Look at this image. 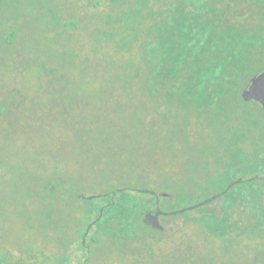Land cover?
Instances as JSON below:
<instances>
[{
	"label": "rangeland",
	"instance_id": "1",
	"mask_svg": "<svg viewBox=\"0 0 264 264\" xmlns=\"http://www.w3.org/2000/svg\"><path fill=\"white\" fill-rule=\"evenodd\" d=\"M120 1L115 0L112 6L110 0H0V103L6 107L0 115V206L10 213L23 214L26 221L33 217L38 225L43 223L44 216L37 211V190L50 169L71 174L74 185L79 181L95 186L107 180L114 182L117 180L107 179L115 176L111 172H123L124 181L148 186V190L155 188L159 193L170 188L167 184L175 183L182 194L186 186L187 195L167 201L181 209L210 198L222 186L206 171L220 168L217 133H250L253 147L255 143L264 147V111L256 101L234 99L238 108L226 116L221 129V118L216 117L214 108L210 116L188 109L186 121L177 105L171 107L172 115L159 117L152 112L163 98H156L157 92L153 96L144 84L152 77L146 49L139 43L132 50L121 45L126 33L133 32L125 25L127 19L123 26H115V37L105 38L97 31L109 29L104 21L107 15H115L113 7ZM136 7L142 8L141 4ZM154 9L158 10L156 6ZM141 14L136 18L141 27L156 21V12L154 16L150 6ZM75 22L79 29L74 28ZM13 31L17 36L12 37ZM96 38L104 40L102 46L98 45L96 57L106 61L111 74L127 79L130 65H134L142 81L128 86L106 83L105 77H94L92 66L86 62L85 72L80 74L78 65L93 57ZM149 113L157 121L155 126ZM79 122L87 123L84 146L78 139ZM93 155L98 159L107 156L110 167L103 162L96 165ZM138 171L143 175H136ZM104 173L107 180L101 176ZM195 181L201 185H194ZM160 199L164 201L163 196ZM219 204L216 200L212 206ZM3 226L11 233L0 238V255L6 254L2 252L4 246L9 259L18 256L19 246H35L24 222L4 221ZM191 227L195 229V225ZM17 233L20 239H16ZM39 238V244H43ZM204 238L212 240L197 237L195 251L200 263L214 258L220 261V250L206 244Z\"/></svg>",
	"mask_w": 264,
	"mask_h": 264
},
{
	"label": "trees",
	"instance_id": "2",
	"mask_svg": "<svg viewBox=\"0 0 264 264\" xmlns=\"http://www.w3.org/2000/svg\"><path fill=\"white\" fill-rule=\"evenodd\" d=\"M110 3L114 6L115 0ZM139 4L142 8L136 7ZM147 6L154 16L156 12V21L141 27L136 18L143 15ZM113 11L115 15H107L104 21L109 29L97 31L105 38L115 37V26H123L127 19L125 25L133 32L126 33L121 45L132 50L139 43L146 49L152 77L146 78L144 84L150 92H157L156 98H163L155 101L156 109L152 111L159 117L172 115L173 105L183 110L184 121L188 120V109L197 110L200 116H210V109L214 108L216 117L221 118L218 126L221 129L226 116L238 108L233 100L246 101L243 90L264 70V0H121ZM74 25L75 29L80 28L77 22ZM94 42L93 57L78 65L80 74L85 72L86 62L92 66L94 77H105L106 83L122 82L128 86L142 81L141 72L134 65H130L127 79L111 74L106 61L96 57L98 45L102 46L104 40L96 38ZM229 100L233 101L231 105ZM5 111L6 107L0 103V115ZM149 114L151 125L155 126L157 121ZM78 124V139L84 146L87 123ZM236 134L242 138L247 133L236 131ZM93 156L96 165L103 162L110 167L107 156L101 159ZM206 171L212 173V181L222 185L217 198L200 201L204 204L190 209L192 212L174 214L179 209L167 201L187 195L186 186L182 194L175 183L167 184L170 188L165 190L166 194L159 193L155 188L148 190V186L124 181L123 172H111L115 176L107 179H116L114 182L109 183L104 173L101 174L107 180L104 184L84 185L79 181L74 185L71 174L50 169L37 190L40 196L37 211L44 216L41 225L33 217L26 221L23 214L10 213L0 206V238L11 233L3 226L4 221L17 219L24 222L29 240L36 243L26 244L24 249L19 246L15 259L8 258L4 246L2 252L6 254L0 255V264H201L195 251L199 235L212 238L211 243L205 238L204 242L216 246L221 253L220 261L208 259L206 264H264V147L255 143L249 158L239 159L235 168ZM135 174L143 175L140 171ZM235 181L230 186L229 182ZM194 185L201 183L195 181ZM89 195L95 197H84ZM216 200L220 204L212 206ZM158 206L166 212L160 216L165 218L163 230L143 220L148 211ZM93 220L96 222L84 243ZM40 236L43 244L38 242ZM19 237L17 233L16 239ZM121 258L125 261L119 262Z\"/></svg>",
	"mask_w": 264,
	"mask_h": 264
},
{
	"label": "flooded vegetation",
	"instance_id": "3",
	"mask_svg": "<svg viewBox=\"0 0 264 264\" xmlns=\"http://www.w3.org/2000/svg\"><path fill=\"white\" fill-rule=\"evenodd\" d=\"M18 32L13 31L12 37L17 36ZM10 39V38H9ZM12 40V39H11ZM10 40V41H11ZM256 101L264 111V106L260 101ZM257 126L260 124L257 123ZM220 131V130H219ZM250 134L247 133L246 136L243 134L240 138L236 132H231L230 134H225L220 131V133L216 134L217 146H216V158L219 163V169L223 170L227 167L235 168L238 165L239 159L249 158L253 147V141L250 140ZM244 176H241L242 179ZM249 177V176H248ZM252 177V176H250ZM232 182H229L231 184ZM161 219V218H160Z\"/></svg>",
	"mask_w": 264,
	"mask_h": 264
},
{
	"label": "water",
	"instance_id": "4",
	"mask_svg": "<svg viewBox=\"0 0 264 264\" xmlns=\"http://www.w3.org/2000/svg\"><path fill=\"white\" fill-rule=\"evenodd\" d=\"M242 97L244 98V100L246 101H250V100H257V101H260L263 106H264V70L262 72H260L259 74L255 75L252 80H251V83L243 90L242 92ZM239 181V180H237ZM237 181L235 182H232L230 184V186L234 185ZM166 194V193H165ZM85 198L87 199H92L95 197V195H89V196H84ZM217 198V195H212L209 199H207L206 201H210L212 199H216ZM204 202H200L198 204H195L193 206H188V207H185V208H181L177 211H174L173 213L174 214H177L178 212L180 213H183L187 210H190V209H195L201 205H203ZM166 212L163 211L162 209H160V207L158 206L156 210H151V211H148L145 215H144V222L147 223V224H150L152 225L154 228H157V229H161L163 230L164 229V225L162 224L161 220H160V216L165 214ZM96 222V220H93L88 228H87V231L85 233V237H84V243L86 242V236L87 234L89 233L92 225Z\"/></svg>",
	"mask_w": 264,
	"mask_h": 264
}]
</instances>
